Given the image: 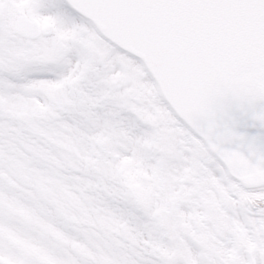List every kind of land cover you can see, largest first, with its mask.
<instances>
[{"label":"snow or ice","instance_id":"1","mask_svg":"<svg viewBox=\"0 0 264 264\" xmlns=\"http://www.w3.org/2000/svg\"><path fill=\"white\" fill-rule=\"evenodd\" d=\"M0 264H264V0H0Z\"/></svg>","mask_w":264,"mask_h":264}]
</instances>
